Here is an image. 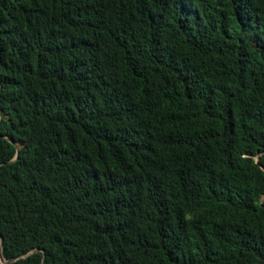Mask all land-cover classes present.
<instances>
[{"label": "trees", "instance_id": "trees-1", "mask_svg": "<svg viewBox=\"0 0 264 264\" xmlns=\"http://www.w3.org/2000/svg\"><path fill=\"white\" fill-rule=\"evenodd\" d=\"M0 264H264V0H0Z\"/></svg>", "mask_w": 264, "mask_h": 264}, {"label": "water", "instance_id": "water-1", "mask_svg": "<svg viewBox=\"0 0 264 264\" xmlns=\"http://www.w3.org/2000/svg\"><path fill=\"white\" fill-rule=\"evenodd\" d=\"M1 241H2V238L0 236V246H1ZM1 256V255H0ZM5 261L0 257V263H4Z\"/></svg>", "mask_w": 264, "mask_h": 264}]
</instances>
